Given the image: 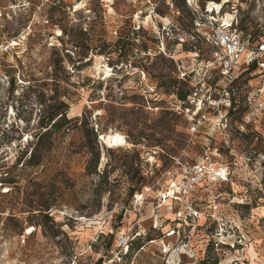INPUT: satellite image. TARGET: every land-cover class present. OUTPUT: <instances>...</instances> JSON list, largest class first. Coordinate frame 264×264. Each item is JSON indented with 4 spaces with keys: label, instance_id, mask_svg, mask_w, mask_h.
Segmentation results:
<instances>
[{
    "label": "rangeland",
    "instance_id": "rangeland-1",
    "mask_svg": "<svg viewBox=\"0 0 264 264\" xmlns=\"http://www.w3.org/2000/svg\"><path fill=\"white\" fill-rule=\"evenodd\" d=\"M206 1L264 36V0ZM211 51L185 0H0V264H112L114 234L131 230L145 236L121 264H165L147 240L161 234L151 201L208 150L231 177L195 202L220 201L231 246L204 256L198 233L193 248L202 264H264V116L247 122L243 105L258 79L205 74ZM220 85L234 110L220 107ZM59 112L64 125L46 133ZM131 189L147 195L140 216Z\"/></svg>",
    "mask_w": 264,
    "mask_h": 264
},
{
    "label": "built area",
    "instance_id": "built-area-1",
    "mask_svg": "<svg viewBox=\"0 0 264 264\" xmlns=\"http://www.w3.org/2000/svg\"><path fill=\"white\" fill-rule=\"evenodd\" d=\"M185 2L192 14L193 30L212 50L211 60L203 65L204 73L210 67H217L220 80L226 82V86L243 72L256 75L258 86L251 88L244 98L245 116L247 122L264 116V36L253 38L249 33L236 29V20L233 17L227 18V13H222L221 3L215 2V6H209L210 1H206L204 5H200L199 0ZM200 79L196 83L202 82L203 78ZM190 80L189 78V83L196 89ZM208 93L205 101L207 105L213 106L215 98L212 97L213 89L210 86ZM193 94L196 95L195 92ZM237 103H240L239 100L229 98L226 87L220 85V107L225 111L234 110ZM180 165L179 177L172 178L151 201V217L154 221L152 229L160 230L161 234L159 238L147 240L148 243H157L158 250L164 255L165 264H202L193 248V238L198 233L201 234L204 247L201 252L204 256L208 250H220L221 244H227L223 242L227 233V221L220 216V201L213 199L207 205L208 211L200 209L195 201L202 200L203 195L200 193H207L210 183L228 181L231 172L227 166L212 160L210 150L192 163L180 162ZM146 198L145 193H135L128 207L140 216ZM123 207L119 206V210H123ZM112 218L113 215L110 214V219ZM209 221L213 222L211 226ZM114 235L116 250L110 260L112 264H121L126 256L133 253V241L145 236L139 230L128 233L118 231ZM227 245L231 246L229 243ZM144 246L145 244H141L136 251L142 250ZM186 258L190 261H185Z\"/></svg>",
    "mask_w": 264,
    "mask_h": 264
},
{
    "label": "trees",
    "instance_id": "trees-1",
    "mask_svg": "<svg viewBox=\"0 0 264 264\" xmlns=\"http://www.w3.org/2000/svg\"><path fill=\"white\" fill-rule=\"evenodd\" d=\"M176 95L179 97L180 100H183V99L186 98V96L189 95V91H184V92L183 91L182 92L178 91V92H176ZM65 119H66L65 118V113L59 112V113H53V114H51L49 116L48 122H47V125H50V126H49V128L45 132L48 133V131L51 128H56L57 129V128L62 127L64 125V120ZM51 121H53V122L51 123ZM31 159H32V157L29 158V160H31ZM39 162H40V160L37 159L36 161L31 162V164L32 165H37V164H39ZM124 167H126L128 169V171H130L132 169V163L131 162L130 163H126V165H124ZM136 173L137 172H135V171L132 172L131 179H133V178L136 177ZM141 178L142 177L139 176V179L138 180H140ZM133 193H134V189H131L130 195L132 196ZM121 215H122V210H119L118 212H116V216L115 217L117 218V217H120ZM111 243L112 242L107 243V246L110 247ZM113 244L116 246V244L114 242V239H113Z\"/></svg>",
    "mask_w": 264,
    "mask_h": 264
},
{
    "label": "bare ground",
    "instance_id": "bare-ground-1",
    "mask_svg": "<svg viewBox=\"0 0 264 264\" xmlns=\"http://www.w3.org/2000/svg\"><path fill=\"white\" fill-rule=\"evenodd\" d=\"M213 6H215V5H213ZM230 17L231 16L229 14H227V18H230ZM109 140H110V142L112 143L113 146L120 147V146L125 145V141H124L123 135H120V136L109 135Z\"/></svg>",
    "mask_w": 264,
    "mask_h": 264
}]
</instances>
